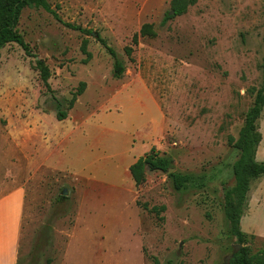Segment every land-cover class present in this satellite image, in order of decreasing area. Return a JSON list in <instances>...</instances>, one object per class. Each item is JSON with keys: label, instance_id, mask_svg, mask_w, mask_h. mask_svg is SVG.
I'll return each mask as SVG.
<instances>
[{"label": "rangeland", "instance_id": "rangeland-1", "mask_svg": "<svg viewBox=\"0 0 264 264\" xmlns=\"http://www.w3.org/2000/svg\"><path fill=\"white\" fill-rule=\"evenodd\" d=\"M47 1L59 20L42 8L20 19L30 53L0 50V187L27 197L20 264L64 253L71 264H228L241 246L225 214L240 155L231 139L264 85V0H197L165 25L172 0ZM145 24L155 38L140 35ZM102 40L125 67L119 79ZM258 127L264 162V111ZM153 147L206 185L178 192L148 171L137 187L130 168ZM243 217L246 245L263 250L264 176Z\"/></svg>", "mask_w": 264, "mask_h": 264}, {"label": "trees", "instance_id": "trees-1", "mask_svg": "<svg viewBox=\"0 0 264 264\" xmlns=\"http://www.w3.org/2000/svg\"><path fill=\"white\" fill-rule=\"evenodd\" d=\"M196 2L197 0H172L171 11L166 14L162 24L165 25L173 17L185 14L189 7L195 5ZM26 8H42L50 14H53L59 20L58 15L51 9L47 0H0V50L7 45L18 44L27 54L30 53L29 45L25 42L18 30L22 13ZM66 25L73 30L84 31L80 27L71 24ZM140 35L142 37L155 38L157 33L152 24H145L140 31ZM102 43L106 45L103 40ZM133 43L135 45L138 44V35H135ZM82 49L84 53H87V41L83 43ZM107 49L115 60L114 77L119 79L123 75L125 67L117 58L116 52L108 46ZM126 53L128 56L132 55L133 48H127ZM88 56L90 57V54ZM34 58L37 59L36 64L40 71L42 81L48 91H51L49 85L51 71L49 67L44 60H38L37 56H34ZM84 88L85 83H81L80 89L70 100L68 110L74 107L77 98L83 93ZM58 105L60 107L59 102ZM263 111L264 85L258 90L254 105L246 115L245 123L239 133V138L237 140L231 139L232 145L239 150L240 155L233 166L235 186L227 191L225 195V214L230 224L231 234L236 237L241 248L233 252L229 264H264V249L255 253L252 252L245 243L246 234L242 231L241 227L252 185L256 180L264 176V162L257 160L258 148L262 142L258 122L262 117ZM56 117L58 121H64L67 119L68 113L58 108ZM171 168H173L172 160L168 157L160 156L153 147L149 154L141 157L131 166L130 173L138 187L146 183L148 171L167 173ZM169 177L172 179L174 189L178 192L193 188H202L206 185L204 178L192 175L173 173Z\"/></svg>", "mask_w": 264, "mask_h": 264}, {"label": "crops", "instance_id": "crops-1", "mask_svg": "<svg viewBox=\"0 0 264 264\" xmlns=\"http://www.w3.org/2000/svg\"><path fill=\"white\" fill-rule=\"evenodd\" d=\"M5 189L0 187V264H20V242L27 205L26 190L14 187L6 192ZM64 257L65 253L59 260L60 264H71ZM57 262L58 260L56 264Z\"/></svg>", "mask_w": 264, "mask_h": 264}, {"label": "water", "instance_id": "water-1", "mask_svg": "<svg viewBox=\"0 0 264 264\" xmlns=\"http://www.w3.org/2000/svg\"><path fill=\"white\" fill-rule=\"evenodd\" d=\"M174 171H175V168H171V169L168 170V172L166 174L167 175L173 174ZM67 194H68V190L67 189H64L63 195L66 196ZM240 248H241V246H238V249H240ZM230 260H231V257L228 259V264L230 263Z\"/></svg>", "mask_w": 264, "mask_h": 264}]
</instances>
